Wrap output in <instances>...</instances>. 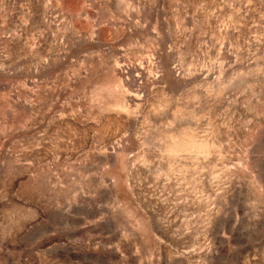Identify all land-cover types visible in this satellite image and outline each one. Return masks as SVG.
I'll list each match as a JSON object with an SVG mask.
<instances>
[{
	"label": "rangeland",
	"instance_id": "374dc122",
	"mask_svg": "<svg viewBox=\"0 0 264 264\" xmlns=\"http://www.w3.org/2000/svg\"><path fill=\"white\" fill-rule=\"evenodd\" d=\"M0 264H264V0H0Z\"/></svg>",
	"mask_w": 264,
	"mask_h": 264
}]
</instances>
